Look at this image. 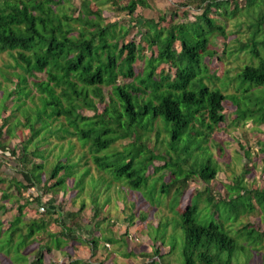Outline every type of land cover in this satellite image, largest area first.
I'll return each instance as SVG.
<instances>
[{
  "label": "trees",
  "instance_id": "trees-1",
  "mask_svg": "<svg viewBox=\"0 0 264 264\" xmlns=\"http://www.w3.org/2000/svg\"><path fill=\"white\" fill-rule=\"evenodd\" d=\"M100 1L111 3L112 7L118 2ZM243 1L244 7H238L236 0H186L184 6L202 11L194 22L163 27V16L143 19L144 31L139 32V41L124 42L128 30L120 27L116 31L115 23L103 24V9L93 10L92 0H80L77 8L72 0H0V53L11 55L19 70L7 72L9 78L2 76L6 83L16 78L13 89L0 82V87L6 89V94L2 92L5 103L9 101L12 106L0 125V156L6 162L15 158V150L10 152L4 139L14 136L17 125L26 126L30 132L14 160L25 167V171L18 172L22 181L0 174V185H6L5 191L13 190H0V211L10 198L17 202L16 215L4 229L0 222V255L9 256L10 264H45L46 253L55 251L58 257L69 256L68 247L76 252L69 243L72 237L80 240L77 232L85 203L75 211L64 212L51 200H44L47 194H64L70 189L82 194L88 186L87 195L92 196L88 202L95 220L101 209L95 197L98 187L88 185L90 180L111 187L121 186L113 180L122 179L138 193L145 182L156 178L155 185L161 182V192L178 204L191 179L206 186L215 179L220 168L211 153L210 142L215 144L210 138L224 122L223 103L229 101L235 107L234 125L249 121L259 131L258 126L264 124V99H259L264 96V0ZM138 7L150 9L148 0H129L120 10L130 16ZM212 11L220 21L210 17ZM242 17L244 20H239ZM234 18L236 31L240 32L243 26L248 33L246 42H240L236 52H245L249 59L235 73L236 77L228 76L231 80L239 78L240 86H229L231 92L225 94L228 88L215 86L221 77L209 71L204 59L215 55L209 48L211 38L220 35L226 39L234 33L226 32V23ZM138 62L142 63L140 70ZM36 73H42L44 78L39 79ZM28 83L38 93L34 110L25 105L26 99L33 103ZM247 83L249 86L244 87ZM84 111L91 114L84 115ZM57 119L64 123L51 127ZM5 125L9 127L3 131ZM40 134L67 141V148L64 150L61 145L51 164L47 156L37 152L50 144L45 138H37ZM72 138L87 152L74 154ZM258 143L264 154V142ZM87 153L96 170L87 165ZM30 155L41 163L32 164ZM244 156L249 157L248 150ZM149 168L152 173H148ZM245 174V169H241L232 177L226 186L231 191L227 199L214 201L205 189L203 202L210 208L213 220H197L196 200L201 198V190H196L192 201L181 210L177 223L182 232L181 264H250L252 253L264 254V230L254 224L237 223L235 234L231 235L233 224L256 210L264 223V189L249 188ZM68 181L72 187L67 186ZM29 188L34 192L41 188V192L27 196L24 192ZM41 206L44 212L27 217V209L34 208L36 213ZM133 219L128 214L125 221L132 223ZM168 221L169 218L149 228L150 232L161 228L165 232L148 236L159 243L152 248V261L148 264H175L161 260L175 248L174 243L169 244L175 240V233L167 234ZM38 236L42 243L34 253H26L29 243ZM110 236H103L106 246ZM118 241L127 248L125 237ZM87 242L90 256H71L69 264H116L114 256L106 253L102 260L95 238ZM126 253L125 256L133 254ZM116 259L119 264L117 256Z\"/></svg>",
  "mask_w": 264,
  "mask_h": 264
},
{
  "label": "rangeland",
  "instance_id": "rangeland-1",
  "mask_svg": "<svg viewBox=\"0 0 264 264\" xmlns=\"http://www.w3.org/2000/svg\"><path fill=\"white\" fill-rule=\"evenodd\" d=\"M95 1L96 0H92L91 8L93 10L97 8L103 9V24L115 23L117 25L116 31H118L120 27H124L128 30L127 37L123 40L124 42L130 40H133L135 42L139 41V32L144 31V29L141 28L143 19H157L158 17L163 16L164 20L160 24L163 27H168L172 23H192L202 12L198 9L184 6L186 0H148L150 9L147 10L138 7L136 8V11L129 16L125 11L120 10V7L124 6L129 0H117L118 2L116 7H112L111 3L108 2L106 4H102L104 3L103 1ZM236 1L238 3V7H244L243 0ZM72 2L77 8L79 6L80 0H72ZM232 7L233 4H230V8ZM210 17L216 19V21H220V17L214 11L211 12ZM239 20L242 21L244 20V18H239ZM235 25V18L229 20L226 23V32L229 34L234 32L230 34L226 39L220 35L211 38L209 48L215 51V55L211 58L207 56L204 59L205 63L209 65V71L215 73L217 78L221 77L217 81L218 84L215 83V86L218 85V88L226 89L229 86H232V88L239 87L241 84V80L239 78L231 80L232 78H229L228 76H234L237 71L240 72V67L244 66L243 64L248 63V54L243 51L236 52L239 43L246 42V37L248 33L246 32V29L243 26L241 27L240 32H237V28ZM140 42L143 44V46H145L144 42ZM175 48L176 50L179 49L178 43L175 45ZM227 53L232 54L228 56ZM146 55H149V50H147ZM14 64L15 63L11 55H8L6 52L0 53V82L3 81L2 76L5 78H9L7 72H19V70L15 68L16 66L14 67ZM247 65H250V63ZM141 68L142 63L138 62L137 69L140 70ZM238 72L236 73V75L238 74ZM35 75L39 79L44 78L42 73H36ZM9 80L15 82L16 78H11ZM12 82H2V86H7L8 88L13 89L14 83ZM208 85L211 86L210 84ZM28 86L32 89L31 93L33 96V103L29 99H26L25 105L29 110H34L35 104H37L38 106V93L35 91V89L31 87L30 83H28ZM243 86L247 87L249 86V84L247 83ZM2 92L6 94V89L4 87H0V109H2L5 103V94ZM230 92L231 89L228 88L225 91V94ZM261 98L264 99V96H260L259 99ZM4 106L6 108L5 110L1 111L0 125L2 123V120L8 117V115L12 111V106L10 105L9 101H7ZM234 110L235 107L229 101L223 103L222 113L224 114V122L219 124L218 128L215 130V132L211 135L210 138L212 141H214L215 144L213 146L210 142L211 153L219 164L220 168L215 179L211 181L208 186L197 181L196 178L191 179L188 184V187L183 192V195L181 196L178 204L176 199L167 198L166 195L161 192V189L159 187L161 182L155 185L156 178H150L148 182H145L140 187L138 193L132 190L129 186H127L125 184L126 182H124V180L122 179L116 181L113 180L118 184L120 183L121 186L115 184L111 185V187L107 183L102 184L101 181L92 183V181L90 180L88 182V185L98 187L96 189L97 191L95 193V197L98 199V207L104 212L103 214V212H101L100 210L99 216L95 220H93L92 218L93 211L91 210V203H89L92 200V196L87 195V193H89L88 186H86L85 192L82 194L78 193L77 190L74 191L71 189L64 194L62 192L47 194V196L44 197V200H51L54 205L60 208V211H75L78 209L79 205L84 202L85 212L81 213L79 219L81 227L80 230L77 232V236L80 238V240H75L72 237L71 239L73 240L69 243L77 249L76 252H74L73 247H68V250H71L69 251L71 253V255L69 256L58 257V254L55 251L48 254L46 253L44 254V263L69 264V259L73 260L88 258L90 256V247L88 246L87 241H90L93 238L96 239L97 249L101 253L100 257L102 258V260L105 259L106 254H109L114 256L116 264H118L116 256L118 257L119 264L151 263V250L152 248H155V246H157V244L159 243L151 241L148 236L163 235L165 230L161 228L159 231L154 230L153 232H150L149 228H154L155 226L160 224L161 221H164L169 218V227L167 228V234L175 233V237H173L175 238V240L171 239V241L169 242V244L174 243L175 248L171 254L163 256L161 260L165 263L174 262L175 264H181L180 249L182 245V232L181 229L177 227V223L180 222V216L178 215L181 210H183L185 205L189 203V200L195 194L196 190L203 191L201 198L199 200H196V202L199 203V213L197 220L200 223H207L213 219L210 215V208H208L203 202L204 197L207 193H210L214 198V201L220 199H227V194L231 193V191L227 190L226 186L231 183L232 177L234 175H238L241 172V169H245L246 171L244 178L245 183L249 188L264 189V154L261 152L258 143V141L264 142V124L258 126L259 131H257V126L255 128V125H253L249 121L242 125H234ZM90 114L91 112L84 111V115ZM16 115L21 119L19 112L16 113ZM62 122L64 123L63 119H57L56 122L52 123L51 127L57 128V124ZM7 127L9 126L5 125L3 131H5ZM14 132L15 134L13 137L4 139L6 141V146L10 150V152L13 149L15 150L16 156L14 159L8 158L11 159L7 161V163L9 164L15 162L14 160L21 153L23 141L30 135L29 129L26 126L22 125H17ZM58 135H60V133H58ZM5 137L7 136L5 135ZM39 137L43 139L45 138L42 134H40L37 138ZM45 139L47 140V143L50 142V144L46 145L44 147L45 149H41V151L37 152L47 156L48 161L51 164L53 161H55V158L57 157L56 154L60 153V146L63 145L64 150L67 148V141L57 140L55 139V137ZM71 143L74 145V154L79 155L87 152V148H80L79 142L75 138L71 139ZM119 148L120 147H117V149ZM49 150H51L52 152L49 153ZM245 150H248L249 152L248 158L244 156ZM7 155L5 156L10 157L9 154ZM86 156L87 165H91V170L95 169L92 166L93 164L90 160V156L88 153L86 154ZM29 157L32 164L41 163L39 160H36V158H33L31 155ZM1 160L6 162V159ZM155 165H159V162H155ZM26 167L29 168V166ZM19 169L25 171V167L22 168L21 166L16 165V178L22 181V176L18 174ZM148 173H152V168H149ZM103 177H105V179H109L106 175H103ZM43 178L44 177H42V179ZM165 178L168 180V176H166ZM111 179H113L112 176ZM5 186L6 185H0V190L5 191ZM67 186L72 187V182L68 181ZM206 188L208 189L207 193L205 190ZM40 189H35V192L29 190L27 193L26 191L24 193H26L27 196L30 194H33L34 196L38 194V192H41ZM10 190L12 189L8 188V190L5 192H8ZM190 201H192V199ZM4 205V208L0 211V222L2 223L3 229L16 215L17 202L16 200L10 198L9 201H5ZM133 206L135 208V211L133 210ZM33 209L34 208H29V210H26L27 217H37L39 212L36 211L35 213ZM256 211L251 215L240 217L239 220L233 224V227H231V235L234 236V228L237 227V223L250 222L260 230H264V223L260 220V214H258ZM128 214L130 216H133L134 218L132 220V223H127L125 221V218ZM140 216L144 217V219L139 220L137 217ZM103 217H105V219ZM56 230H58V228H54V231ZM108 231L110 232L108 233ZM110 234L111 236L108 238L110 242L106 246V239L103 236H108ZM122 237H125L127 239V248L125 245L121 244L122 242L118 241ZM128 239L131 240L128 241ZM40 243H42L41 238L38 236L34 240H32V242L29 243L26 253H34ZM124 243H126V241ZM162 249L163 248L161 247L160 251L163 252ZM126 252H128L129 254H133L130 256H125L127 254ZM71 256L74 258L72 259ZM153 259L157 260V258L155 257ZM249 260L250 264H264V254L263 252L259 254L252 253ZM10 262L11 261L9 256L0 255V264H10Z\"/></svg>",
  "mask_w": 264,
  "mask_h": 264
},
{
  "label": "crops",
  "instance_id": "crops-1",
  "mask_svg": "<svg viewBox=\"0 0 264 264\" xmlns=\"http://www.w3.org/2000/svg\"><path fill=\"white\" fill-rule=\"evenodd\" d=\"M0 158L4 159L2 156H0ZM1 159H0V174L3 173L4 176L6 175L7 177H10V176L16 177L17 174L15 173V171H16V165H18V164L15 162H12V164H9L7 162L5 163Z\"/></svg>",
  "mask_w": 264,
  "mask_h": 264
},
{
  "label": "built area",
  "instance_id": "built-area-1",
  "mask_svg": "<svg viewBox=\"0 0 264 264\" xmlns=\"http://www.w3.org/2000/svg\"><path fill=\"white\" fill-rule=\"evenodd\" d=\"M29 190H31L32 192H34V189L33 188H29L28 190H27V192L29 191ZM26 192V193H27ZM31 192V193H32ZM37 211L39 212V213H42V212H44V208L41 206V207H38V209H37Z\"/></svg>",
  "mask_w": 264,
  "mask_h": 264
},
{
  "label": "clouds",
  "instance_id": "clouds-1",
  "mask_svg": "<svg viewBox=\"0 0 264 264\" xmlns=\"http://www.w3.org/2000/svg\"><path fill=\"white\" fill-rule=\"evenodd\" d=\"M38 209V208H37Z\"/></svg>",
  "mask_w": 264,
  "mask_h": 264
}]
</instances>
